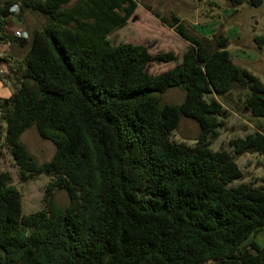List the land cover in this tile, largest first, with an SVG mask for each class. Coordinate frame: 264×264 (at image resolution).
<instances>
[{"label":"trees","instance_id":"obj_1","mask_svg":"<svg viewBox=\"0 0 264 264\" xmlns=\"http://www.w3.org/2000/svg\"><path fill=\"white\" fill-rule=\"evenodd\" d=\"M16 4L18 18H46L29 39L6 33ZM137 8L135 0L0 5V38L29 45L18 86L0 103V156L9 149L25 180L52 177L44 209L24 214L11 174L0 172V264H264V246L249 241L264 230V186L233 185L244 178L236 156L255 152L264 161V132L233 138L229 149L210 146L228 114L215 97L239 85L251 116L263 119L264 83L233 61L227 37L213 50L174 23L189 48L173 68L150 74L153 61L174 54L108 40ZM171 88L185 91L181 104L164 103ZM182 118L199 126L195 146L172 141ZM31 128L54 145L51 160L39 163L21 141ZM57 190L68 207L57 204Z\"/></svg>","mask_w":264,"mask_h":264},{"label":"rangeland","instance_id":"obj_2","mask_svg":"<svg viewBox=\"0 0 264 264\" xmlns=\"http://www.w3.org/2000/svg\"><path fill=\"white\" fill-rule=\"evenodd\" d=\"M17 1V0H12ZM138 4L133 17L126 26L112 33L108 40L114 46L123 43L145 45L152 55L173 53L176 60L170 62L153 61L148 72L158 75L180 63L189 48V43L182 39L169 24H182L191 36L206 39L212 49L218 48L216 39L223 35L229 40L228 50L233 61L248 70L264 83V43L259 44L256 38H264V0L259 6L245 0L242 5L233 7L227 0H135ZM19 4L15 5V15L10 18L13 23L21 24L27 30L29 38L32 30L42 28L46 18L40 14L25 11L19 17ZM23 19L26 26L21 23ZM177 20V21H176ZM10 22V21H9ZM8 28H12V22ZM14 37L13 35H10ZM28 38V39H29ZM8 53L1 57L0 62V103L8 99L21 78L25 69V58L29 45L21 46L10 42ZM1 53V52H0ZM8 93V97L7 94ZM247 91L236 85L232 92L225 97H215L222 103L228 114L223 119V125L218 129V135L210 139V146L214 151L221 148L229 149V141L236 137H245L262 129L264 132V118L255 119L245 104ZM186 97L180 88L169 89L162 97L164 103L179 105ZM4 126V129L2 125ZM6 124L0 112V146L4 144ZM198 124L190 119L182 118L177 129L172 134V141L195 146L199 138ZM21 141L39 163L52 159L55 147L52 143L40 138L35 128L27 130ZM0 156V172L7 171L12 176V185L22 194L24 214L36 213L45 207L44 194L52 177L47 174H36L34 177L23 179L20 169L16 166L9 149L2 148ZM236 161L243 171L244 178L235 182L251 183L256 187L264 186L263 158L255 152L243 156H236ZM57 204L66 208L70 199L63 190L55 192ZM264 246V230L251 237ZM247 241L245 245L249 243Z\"/></svg>","mask_w":264,"mask_h":264},{"label":"crops","instance_id":"obj_3","mask_svg":"<svg viewBox=\"0 0 264 264\" xmlns=\"http://www.w3.org/2000/svg\"><path fill=\"white\" fill-rule=\"evenodd\" d=\"M5 1H8V0H0V5H2ZM14 8H15V6H13V8H12V12L13 13H15V10H14ZM12 18V17H11ZM21 20V23L22 24H24L25 26H26V23H24V21H23V19H20ZM10 22H12V20L10 19ZM9 22V23H10ZM13 23V22H12ZM20 25L21 24H18V23H16V21H15V23H13L12 24V28L13 29H10V28H8V25H7V27H6V33L7 34H9V35H13V32L14 31H16V30H18V29H22L21 27H20ZM26 28H27V26H26ZM27 33H28V31L27 30H25ZM33 31V30H32ZM32 31H30V32H32ZM10 42H5V40H4V38L2 37V38H0V55L2 56L4 53L6 54V53H8V50H9V48H10ZM25 46H27V45H25ZM4 54V55H5ZM1 69H5V67L3 66V67H1L0 68V73H2V72H4L3 70H1ZM7 95V97H8V93L6 94ZM2 125V124H1ZM2 127H3V129H4V126L2 125ZM5 136V135H4Z\"/></svg>","mask_w":264,"mask_h":264},{"label":"built area","instance_id":"obj_4","mask_svg":"<svg viewBox=\"0 0 264 264\" xmlns=\"http://www.w3.org/2000/svg\"><path fill=\"white\" fill-rule=\"evenodd\" d=\"M13 36L16 38H19V39H28L29 38V34L23 29H18L16 31H14Z\"/></svg>","mask_w":264,"mask_h":264},{"label":"water","instance_id":"obj_5","mask_svg":"<svg viewBox=\"0 0 264 264\" xmlns=\"http://www.w3.org/2000/svg\"><path fill=\"white\" fill-rule=\"evenodd\" d=\"M5 104L7 105V102L5 101Z\"/></svg>","mask_w":264,"mask_h":264}]
</instances>
